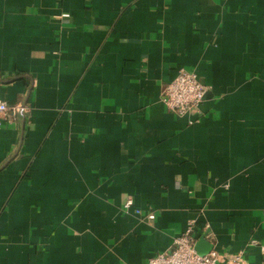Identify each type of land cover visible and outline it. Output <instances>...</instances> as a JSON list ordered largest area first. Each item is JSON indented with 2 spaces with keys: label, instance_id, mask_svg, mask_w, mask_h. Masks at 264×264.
Here are the masks:
<instances>
[{
  "label": "crops",
  "instance_id": "crops-1",
  "mask_svg": "<svg viewBox=\"0 0 264 264\" xmlns=\"http://www.w3.org/2000/svg\"><path fill=\"white\" fill-rule=\"evenodd\" d=\"M0 99V264H146L188 224L264 264V0H0Z\"/></svg>",
  "mask_w": 264,
  "mask_h": 264
},
{
  "label": "built area",
  "instance_id": "built-area-1",
  "mask_svg": "<svg viewBox=\"0 0 264 264\" xmlns=\"http://www.w3.org/2000/svg\"><path fill=\"white\" fill-rule=\"evenodd\" d=\"M207 89L202 85L196 74L180 69L175 77L165 85L161 92V102L167 111L178 116H189L195 112L203 101ZM22 109L19 106L9 105L0 99V120L12 123L17 119ZM133 203L129 199L123 205L124 210L132 208ZM135 214L140 210L135 209ZM147 220H153L154 214L149 213ZM174 247L169 252H161L148 258L146 264H248L243 251L234 254L221 253L212 248L208 253L201 255L195 249V236L192 224H188L185 232L174 239ZM249 246H259L254 240ZM264 254V246H259Z\"/></svg>",
  "mask_w": 264,
  "mask_h": 264
},
{
  "label": "water",
  "instance_id": "water-1",
  "mask_svg": "<svg viewBox=\"0 0 264 264\" xmlns=\"http://www.w3.org/2000/svg\"><path fill=\"white\" fill-rule=\"evenodd\" d=\"M195 249H196V246H195ZM199 253V252H198ZM201 254V253H200ZM201 255H204V254H201Z\"/></svg>",
  "mask_w": 264,
  "mask_h": 264
}]
</instances>
